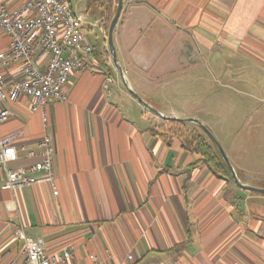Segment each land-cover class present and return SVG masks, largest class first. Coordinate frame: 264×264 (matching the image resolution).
Here are the masks:
<instances>
[{
  "label": "crops",
  "instance_id": "1",
  "mask_svg": "<svg viewBox=\"0 0 264 264\" xmlns=\"http://www.w3.org/2000/svg\"><path fill=\"white\" fill-rule=\"evenodd\" d=\"M2 1L14 8L24 0ZM67 1L84 14L95 52L87 69L70 76L68 101L45 105L47 130L28 97L7 104L0 137L17 133L38 150L50 132L55 176L11 192L1 188L0 168V264L24 258L18 227L49 251L74 243L82 264L93 254L104 264H264V193L218 173L178 137L162 136L157 115L134 98L113 64L99 9L89 0ZM114 42L129 85L161 112L185 116L166 102L206 54L217 67L223 55H239L264 69V0H123ZM8 44L0 30V51ZM255 114L262 122L264 107L243 115ZM231 139L227 154L241 182L264 187L260 138L238 130ZM33 160L20 152L12 166Z\"/></svg>",
  "mask_w": 264,
  "mask_h": 264
},
{
  "label": "built area",
  "instance_id": "2",
  "mask_svg": "<svg viewBox=\"0 0 264 264\" xmlns=\"http://www.w3.org/2000/svg\"><path fill=\"white\" fill-rule=\"evenodd\" d=\"M88 27L84 14L77 13L67 0H24L14 8L0 0V30L9 37L8 47L0 51V124L11 115L7 104L28 97L31 109L41 111L44 128L48 129L45 105L67 102L70 76L91 63L94 46L87 39ZM112 83L109 76L104 87ZM18 136L0 137V168L5 175L1 188L14 192L51 182L56 153L53 135L46 132L37 141L38 150L19 142ZM20 152L34 160L12 166ZM15 235L23 241L21 264H82L77 261L74 243L49 251L43 239L26 235L22 227L15 230ZM92 258L91 264H104L97 255ZM8 264L17 263L12 260Z\"/></svg>",
  "mask_w": 264,
  "mask_h": 264
},
{
  "label": "rangeland",
  "instance_id": "3",
  "mask_svg": "<svg viewBox=\"0 0 264 264\" xmlns=\"http://www.w3.org/2000/svg\"><path fill=\"white\" fill-rule=\"evenodd\" d=\"M77 2L78 0H73V4L77 5ZM94 29L98 34V37L95 36V38H97L99 42L97 45L100 47L102 36L99 33V28ZM218 63V67L215 66L212 55L206 54L195 74V70L191 69L190 78L184 82L183 88L177 91V96L169 97L166 105L184 113L187 117H194L203 122L220 141L227 153L230 150L231 137L238 130L257 135L260 139L257 141L255 152L262 164H253L258 165L257 168H260L264 173V120L261 122L257 114L251 119L243 115L247 110L254 112L264 107V93L262 92L264 69L256 60L239 55L235 57L223 55L222 60ZM123 84L125 85L124 82ZM240 105L243 108L241 115L237 117V109ZM155 108L160 110L159 107ZM157 117L158 122L155 126L169 137L176 136L182 141V138L189 135L188 132L193 129L204 134L195 123L183 122L184 125H177L165 122L158 115Z\"/></svg>",
  "mask_w": 264,
  "mask_h": 264
},
{
  "label": "water",
  "instance_id": "4",
  "mask_svg": "<svg viewBox=\"0 0 264 264\" xmlns=\"http://www.w3.org/2000/svg\"><path fill=\"white\" fill-rule=\"evenodd\" d=\"M122 7H123V0H117L116 11H115V14L112 17L110 24H109V27H108V45H109V51H110V54L112 57L113 64L115 65L116 69L119 71L122 78L124 79V83H125L128 91L134 96V98L137 101H139V103H141L147 109H149L150 111H153L154 113H156V115H158L159 117H161L163 119L183 121V122H192V123H195L196 125H198L208 135L210 140L213 142V144L218 149V151H219L221 157L223 158V160L225 161L234 181L243 188H246V189H249L252 191H256V192H260V193H264V187L253 186V185L244 184L243 182H241V180H240L239 176L237 175V172H236L227 152L225 151L224 147L222 146L220 141L215 137V135L212 133V131L203 122L199 121L197 118H194V117L165 114V113L161 112L160 110L156 109L155 107H153L149 102L144 100L129 85V83L126 81L125 72H124L121 64L119 63L117 51H116V47H115V42H114V30H115V26L117 24V21L120 17Z\"/></svg>",
  "mask_w": 264,
  "mask_h": 264
},
{
  "label": "trees",
  "instance_id": "5",
  "mask_svg": "<svg viewBox=\"0 0 264 264\" xmlns=\"http://www.w3.org/2000/svg\"><path fill=\"white\" fill-rule=\"evenodd\" d=\"M90 5L94 8L99 9L102 15V21L105 26L109 27L110 21L115 14L117 0H89ZM95 52V48H94ZM165 122H170L171 124H180L184 125L183 121H175V120H167L164 119ZM199 127V126H198ZM200 128V127H199ZM203 131V130H202ZM162 136L168 138L169 136L158 130ZM204 132V131H203ZM189 135L182 138V145L184 148L199 154L201 159H203L207 164L211 165L218 173H226L229 177L232 178V175L221 157L218 149L210 140L208 135L204 132V134H200L197 130L193 129L188 132Z\"/></svg>",
  "mask_w": 264,
  "mask_h": 264
}]
</instances>
